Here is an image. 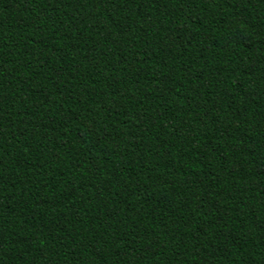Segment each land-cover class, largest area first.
<instances>
[{
    "label": "trees",
    "instance_id": "16d2710c",
    "mask_svg": "<svg viewBox=\"0 0 264 264\" xmlns=\"http://www.w3.org/2000/svg\"><path fill=\"white\" fill-rule=\"evenodd\" d=\"M0 264H264V0H0Z\"/></svg>",
    "mask_w": 264,
    "mask_h": 264
}]
</instances>
